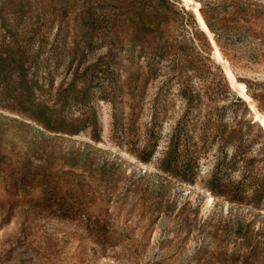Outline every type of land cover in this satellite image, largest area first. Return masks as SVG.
Returning a JSON list of instances; mask_svg holds the SVG:
<instances>
[{"label": "rangeland", "instance_id": "rangeland-1", "mask_svg": "<svg viewBox=\"0 0 264 264\" xmlns=\"http://www.w3.org/2000/svg\"><path fill=\"white\" fill-rule=\"evenodd\" d=\"M195 1L0 0V264H264V0Z\"/></svg>", "mask_w": 264, "mask_h": 264}, {"label": "bare ground", "instance_id": "bare-ground-1", "mask_svg": "<svg viewBox=\"0 0 264 264\" xmlns=\"http://www.w3.org/2000/svg\"><path fill=\"white\" fill-rule=\"evenodd\" d=\"M186 2H187V4H193V8H194V11H195V13H196V15H197V17H198V20H199V22H200V24L202 25V27L205 29V30H207V31H209V27H208V25H207V22L205 21V19L203 18V16H202V14H201V12H200V10H199V2H197V1H195V0H185ZM209 36H210V39H211V41L213 42V43H215V39H214V37L209 33ZM215 55H216V57L219 59V60H221V61H224V57H223V55H222V53H221V51H220V49H219V47L218 46H215ZM227 74L230 76V71L227 69ZM239 86V88H240V92H241V95H242V97H245L248 101L251 99L250 97L251 96H249L248 94H247V88L243 85V84H239L238 85ZM239 92V93H240ZM252 100V99H251ZM255 117H256V119L257 120H259L260 122H261V124L264 126V115L263 114H261L260 112H258V111H255ZM213 199V196H209V200H212Z\"/></svg>", "mask_w": 264, "mask_h": 264}]
</instances>
